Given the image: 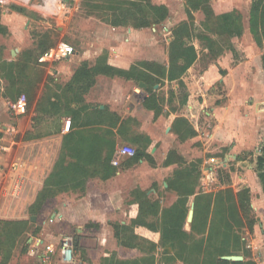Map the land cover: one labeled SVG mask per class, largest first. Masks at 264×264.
Wrapping results in <instances>:
<instances>
[{"label":"rangeland","instance_id":"1","mask_svg":"<svg viewBox=\"0 0 264 264\" xmlns=\"http://www.w3.org/2000/svg\"><path fill=\"white\" fill-rule=\"evenodd\" d=\"M135 1L141 3L140 0ZM208 1V6L210 7L211 4L213 9L211 10L212 14L209 13L208 9L207 14L203 10H197L192 5L193 3H190L188 0H167V16L159 20L160 26H154L151 23L150 26L145 28H134L132 21L125 23L114 17V14L125 11V4L117 12L115 8L112 9L113 4L109 8V5L103 2L91 4L87 3L88 0H78L75 5L71 4L73 8L69 12L64 14L57 11V14H52L51 18L48 19L39 18L24 7L11 4L8 8L23 15V20L18 30L14 31L13 20L6 19L2 22L0 18V25L2 26L0 29V123L4 126L2 129L0 126V134L6 136L5 140L1 142V148H3L2 146L9 147L11 140L19 142L22 139L23 143L20 145V148L26 150L24 160L29 161V158L34 156L33 160L36 168H33V172L30 173L33 179L44 178V175L51 169V162L58 159L61 142L59 140L55 141L51 136V132L55 129L53 126L55 124L52 125L51 120L34 121L32 123L30 118L33 116L34 111L37 110V107L45 105V100L49 99L51 91L65 82L63 71L60 72L58 70L67 69L69 64L72 67L74 66V68L80 64L79 61L81 59L76 57V55L68 60L55 62L52 67L37 64V56L47 47L54 46L59 42L69 44L76 51L83 48L92 56H95L97 53V57L93 56L86 60L89 66H93L97 58L101 56L106 57V48L110 43L116 45H123L125 43L124 40L128 29H144L145 31L142 32H146V36L150 37L154 42L156 41V44L159 45L155 50L157 61L165 63V68H167V48L170 38L171 40L173 38L172 32L175 29L177 31L179 26H182V23L186 22L190 24L189 41L194 44L198 51V60L195 62L194 68L203 71L210 64L218 60L223 62L226 57L225 55H228V58L233 61L231 63L233 66L243 63L245 56L248 55L249 66L241 70L243 76L246 74L248 76V87H254L258 81L255 67H257L260 54L264 53V39L262 45L259 46L252 38L250 32H248V13L252 0H210L209 3ZM57 3L58 0L54 3L52 1V7L54 6L55 8ZM88 4L101 7L94 10ZM0 9L2 8L0 7ZM232 9H237L240 12L244 28H246L245 33L240 37L233 38L236 39V42L233 44L237 50V52H233L234 59L236 60L234 61L230 52H226L217 59L212 60L213 56L209 54L206 47L205 37H216L215 32L218 31V26L216 25L215 16ZM188 12H191V17H189ZM146 14L152 17V13L149 10L146 11ZM117 21L125 24L115 26L116 32H112L101 25V23L111 25V23H118ZM134 62H137V60ZM134 65L132 66L133 71L130 75L134 79H125L120 76L114 77H118L124 81H132L133 85L137 87L135 79L139 77L137 72L142 65L140 66L137 63ZM155 82L156 80L151 81L153 84ZM158 85L152 102L155 109L157 108L158 111L162 112L165 107L166 113L170 111L172 115L185 114L189 121V127L192 128L193 126L197 128L198 135L201 134L202 137L206 136L208 130H210V126L214 123V118L212 117L211 119V117L200 111L196 117L191 116L189 111L187 113L181 111L177 104V98L174 95L177 85L175 83L168 84L162 80H159ZM234 90L232 98L231 92L229 93L225 86L218 83L215 84L213 90L208 94L209 98L206 96V99L212 100L211 105L204 110H209L212 106L220 108L230 106V108H233L237 120L242 116L245 117L247 114L249 118H255L258 106L256 96L248 93L246 96L239 98L242 89L237 86ZM139 91L140 89L136 90V92ZM171 91L175 93L170 94ZM21 95H25L26 97L27 109L24 114L18 116L12 109V104ZM200 99L202 101V98ZM39 101L43 103L37 105ZM197 111L195 110V112ZM141 118L142 121H136L134 118L131 119L127 123L126 133L134 138L133 141L138 144V147L148 148L155 160V166L151 167L147 164L136 171V178L140 181V188L149 195L151 202L157 203L156 213H148L145 215V218L148 221L154 220L160 222V213L163 209H168L174 205L186 206L187 202H189L190 206L192 202L195 203L197 200L199 216L202 222L206 223L205 227L202 228L205 230L209 229L212 226L211 221L215 216L214 208L217 207L210 198L211 194L227 188L236 190L237 186L233 187L231 174L241 172V167L247 170L248 166H255V151L260 150L262 152L264 150V142H259L253 151H242L235 154L231 153L229 149L234 146V143H228L226 147L217 148V144L214 142L208 143L207 147H204L203 142H207V139L181 142L180 138H182V135L185 136L189 133L187 127L180 121V119H183L181 117H175L172 120L170 117L168 123L166 122L167 119L164 122H159L157 119L153 120L144 114H142ZM170 120L173 122L171 123ZM169 123L171 124L166 129ZM255 131V125L239 121L234 124L230 120V114H227L225 122L221 127L220 137L221 139H225L229 137L230 133H238L244 136L245 139L243 140L245 142H251L255 138ZM27 133L32 134V137L36 140H27L25 137ZM178 133L182 135L179 137ZM146 134L151 137V140ZM37 135L40 136L36 137ZM121 144L131 145L137 151L138 147L131 142H122ZM12 147L16 146L12 145ZM169 151L174 153L169 155ZM176 152L184 157L185 163L178 160L177 156L179 155H176ZM167 153L170 156V160L178 161L172 167V170L174 168V171L181 172V175L177 174L176 176L180 177V179L175 187H165L163 184L164 180L169 182L172 178V176L167 177L168 175L165 173L167 171L163 167L164 157ZM234 156L239 157L240 161H235ZM7 163L13 168L17 167L15 156L7 154ZM91 187H94V183L91 184ZM41 188L40 190H42ZM112 189L115 190V187ZM137 189L133 186L128 188V192L126 193L121 192L113 195L118 201L122 200V204L121 209H119L121 210V216L111 222L112 224H118L120 220H126L127 223L130 222L131 209L135 207L137 208L135 217L139 215L138 206L140 205V201L139 199H135ZM22 190L23 183L17 176L0 181V264H43V256L49 255V262L51 263V259L55 262L56 255L54 252L57 250L60 240L65 236H70L73 240L75 257L79 260H89L92 264H102L103 258L105 256H107L106 258H110L111 255H114V258H140L138 263L132 264H186L183 261L181 262L179 258L186 256L185 250L175 245L173 248H170L169 243H162L158 233L155 235L149 231L147 236H144L150 243L155 245L153 251L149 243H146L144 240L140 241L138 245L139 250L120 247L119 251H117L115 248L119 246L116 245V241L113 239L112 234L109 233L108 228H101L95 232V230L91 229L93 223L88 220L70 223L68 220L59 219L51 223V214L53 213L51 201L48 202L43 214H39L35 222H31L29 217L21 220L22 222L15 220L13 218H16L17 215H20L24 211L23 202L20 200ZM92 190L93 192L97 191L95 187ZM191 191L194 194L188 195ZM97 192L103 194L100 191ZM77 197H79L78 194H63L57 196L56 201L71 198L73 203ZM147 211H153V208L148 207ZM249 216L250 218L253 217L251 213H249ZM79 224H83L85 227L82 237L86 238L91 245L92 255L93 258H96L95 260L87 256L85 250L75 246V240L80 237L76 230ZM244 228L238 230L239 236H241L240 234L246 236L247 227ZM183 230L190 233V225L186 221L183 224ZM227 240L226 246L228 250L232 251L231 255H239L242 253L241 251L247 249V240L241 239L238 243L229 238ZM164 248H168L169 253L174 259H163V263L161 254ZM51 250H53L52 255ZM107 260L105 264H116L111 259Z\"/></svg>","mask_w":264,"mask_h":264},{"label":"crops","instance_id":"2","mask_svg":"<svg viewBox=\"0 0 264 264\" xmlns=\"http://www.w3.org/2000/svg\"><path fill=\"white\" fill-rule=\"evenodd\" d=\"M52 1L53 3L56 2V0H0V7L2 8L0 13L1 21L4 22L6 19L13 20L14 31L18 30L23 20V15H21L17 11H11L8 8L11 4L22 6L27 11H30L37 15L39 18H51L52 14H57V11L61 12L60 9L57 8L58 3L55 6L56 9L54 8V6L52 7ZM59 1L61 0H58V2ZM76 1L78 0H75L73 2L74 5L76 4ZM103 1L104 0H96L93 2L90 1V3L97 4L102 3ZM126 1L130 2L135 0ZM209 2L210 0L208 1V3ZM149 3L152 5H163L164 7L168 8L167 0H144L141 3V7H143V9L147 11L149 10ZM89 6L88 8L90 9L91 6ZM91 8H93L94 10L97 9L94 7ZM209 8L213 10L211 4ZM197 10L201 11L202 9L197 8ZM147 18L150 21V24L152 23L154 26H160V21L157 20L153 14L152 17L147 14ZM101 25L106 29H110V31L112 32L117 31L116 27L113 25L111 26L102 23ZM245 29L246 28H244L243 24V33H245ZM142 31L145 30L128 29V31H126L127 36L125 37V43L123 45L110 43L106 48L107 64L118 69L128 70L132 65L138 62H154L162 66L164 73H166L169 66V56L166 57L167 68H165V63L158 62L155 55V50L159 47V45L156 44V41L154 42L150 37L146 36V32ZM233 38L231 39L232 44L236 42V39ZM233 47L237 52L234 45ZM168 50L169 45L167 48V55ZM226 52H230L233 56V59L235 58L234 53L231 50H224L223 53L218 57L222 56ZM263 54L264 53L260 54V59L257 61V67H255V74L256 77H258V81L254 85V87H248V76L247 74L243 76L241 70L243 68H248L249 66L250 62L248 60V55L245 56L243 63H238L233 66L231 65L233 61L228 58V55H225L226 57L224 58L223 62L218 60L217 62L210 64L206 69L201 71L194 68L195 62L198 60L197 51V58L195 62L181 78L185 83L191 98H202L198 111L195 112L193 110L194 112L189 111V113L191 114V116L196 117L199 111L201 113L203 112L205 115L211 117V119L213 117L214 123H212V125L210 126V130H208L207 135L203 137L201 134H197L198 130L193 126L192 128L195 131V134L191 137L183 139L184 135L178 133L179 137L182 135V138H180L181 142H185L187 140L196 141L198 139H207V142H203L204 147H207L208 143L214 142L217 144V148H223L226 147L228 143H234V146L229 149L231 153L235 154L242 151H253V149L259 144V142H264V68L262 64ZM75 55L76 57H79V59H81V61H79L80 64L86 61L88 58L94 56H92L83 48L78 51L75 50L72 56ZM72 56H70L69 58H71ZM95 56H98L97 53L95 54ZM69 58L65 60H68ZM211 59L213 60L215 58ZM135 60H137V62H134ZM235 60L236 59H234V61ZM53 64L54 63L39 65L52 67ZM79 65L74 68V66L72 67L69 64V66H67V69L58 70L60 72L63 71L65 75V82L61 86H57L55 90L51 91V98L49 97V99L45 100V105L43 107H37V110L34 111L33 116L30 118L32 123L34 121L39 122L41 120H51V124H55L53 125L55 129L51 132V136L53 137L52 139H55V141L59 140L61 142L60 155L58 159L51 162V169H49L48 173L44 175V178L42 177L41 179H33V176H31L30 173L33 172V168H36L33 160L34 156H30L31 158H29V161H25L24 157L26 156V150L20 148V145H22L23 143L22 139L19 142L11 140L9 147L2 146L4 148L3 149L0 146V181L5 180L6 178H12L13 176L15 178L17 176L18 179L23 183L22 197L20 198V200L23 202L24 211L20 213V215H17L16 218H13L15 220L21 221L29 217L31 222H35L39 214H43V211L46 208L48 202L51 201V210L53 211V213L51 214V223L59 219L68 220L70 223H75L81 220H88L93 223L91 229L95 230V232H97L101 228H108L109 233L112 234L113 239L116 241V245L119 246L116 247L115 250L119 251L120 247L139 250L140 248L138 247V243L142 240H138L137 244L126 246L124 245V243H122L121 239H119V236L116 235V231L118 230L120 233L126 236L135 235L139 238L141 237L143 239H147L144 236H147L149 230L139 226L127 228L125 230H122L121 228L119 229L120 226L128 227L131 224V219L135 218L136 215V207L131 209V215L129 217L130 222L127 223L126 220H120L118 224H112L111 222L117 220L121 216V210L119 209H121L122 204V200L118 201V199H116L113 195L121 192L126 193L128 192V188H131L133 186L135 189L138 188L143 191L140 188V181L136 178V171L137 169L145 167L144 165L147 164L151 167L155 166V160L152 157L154 160V164H150L145 159H141L137 162H132L131 157L121 158L117 166L112 165L111 160L115 157L117 146H119L122 142H131L138 147V144L133 141L134 138L130 137L128 133H126L128 126L127 123H129L131 119L134 118L136 119V121H142L141 116L142 114H144L145 116L147 115L153 120L157 119V121L159 122H164L167 119L166 122L168 123L170 117L171 120L175 117H181L186 119L188 123L189 121L186 118V115L182 113L179 115H172V113L168 111L167 114L165 107L162 111L163 114L160 111V113L155 116L154 107H152V101L150 102L151 107L147 108V105H145V101L152 93L154 94V92H156V88L159 86L158 84L153 86L151 92L149 90V87L145 83L144 84L147 86L146 89L138 87V83L141 81L137 82V87H135L132 81H124L118 77L113 78L111 76H106L103 74L95 76L93 85L88 89L87 92L82 94V98H80L79 101H72L70 102V104L66 103L68 102L70 94L66 91L64 86L69 81H71L73 74L79 67ZM236 76H238L237 79H235ZM161 80L163 82H167L168 84L175 83L168 82L166 74ZM217 83L225 86L227 91H229V93L231 92L232 98L233 92L235 91L234 89L237 86L242 89L239 98L246 96L248 93L254 94L256 96V100L258 101L256 117H250V119L249 115L247 114L245 117L242 116L237 120L235 112L233 108H230V106L224 108L212 106L209 110H204L207 109L209 105H211L212 101L206 99V96L209 98L208 94L213 90L214 85ZM138 89H140V91L136 92V90ZM40 102L43 103L42 101H39L37 105H39ZM177 104L181 111L185 113L188 112V109H183L182 107H180L178 100ZM97 110L103 112L97 113ZM227 114H230V120L234 124L239 121L255 125V138L251 142H245L243 140L245 138L242 134L230 133L229 137L221 139L220 131L225 122V117L227 116ZM16 115L20 116L19 114ZM67 119L70 120L71 127L68 132H64V122ZM171 120L170 122L172 123L173 121ZM171 123L167 124L166 129L169 128ZM182 124L185 125L184 123ZM0 126L1 129L4 127L1 125V123ZM185 126L188 127L187 125ZM38 136L40 135H37L36 137ZM146 136L151 140V137L148 134H146ZM5 137L6 136L0 134V145L1 142L5 140ZM25 137L27 138V140H36L32 137V134L27 133L25 134ZM12 145H15L16 147L13 148ZM137 149L148 152V154L151 155L148 148L146 149L138 147ZM7 154L15 156L17 167L13 168L9 163H7ZM262 154H264V150H262V152L260 150H256L255 166H248L247 170H244V168L241 167V172L231 174L233 187L237 186L236 190H233L234 192L239 190L241 187H247L249 189L250 208L255 222L252 226V230H249L247 228L246 236L240 234L241 239L247 240V249L241 251L242 253H240L239 256L242 257V260L250 259L254 261L255 264H264V192L257 175L256 168V160ZM176 155L179 154L176 152ZM167 156L168 153L164 157L163 167L167 171L165 172L166 175H168L167 177L172 176L169 181L171 182L174 177V168L172 170V167L177 164L178 161H174V163L168 164L165 162ZM179 157L183 160H181L180 162L185 163L184 157L182 155L177 156V158ZM234 159L235 161H240V158L237 156H234ZM57 167L60 168L64 173L66 172L65 176L67 175V177L65 178L63 173V180L61 183V186H64L65 190L57 191L56 193L51 194L50 191L53 190L54 186H52L53 183L51 185L50 182L46 191L48 197H46L45 199H40V194L46 184V181H48L49 177L57 169ZM77 171H81V173L77 174ZM77 178H80L81 181H78ZM169 182L164 180V186L168 187ZM92 183H94V187L96 188V190L102 192L103 194H100L97 191L93 192L92 189L94 187H91ZM114 187L115 190L112 189ZM40 188L42 190H40ZM105 188L111 190H106ZM69 193L78 194L79 197H77L75 202L72 203L71 198H66L63 201H56L57 196ZM49 194H51V196ZM146 196L149 199V195L146 194ZM39 199L42 200L41 204L39 203ZM162 211L160 213V218L162 215ZM32 217L35 218L34 221L31 220ZM96 224H98L99 227L96 226ZM188 224L190 225L191 223ZM76 230L80 237L75 240V246L85 250L87 256L92 257V260H95L96 258H93L92 255L93 252L91 245L86 238L82 237V235L84 234L83 230H85L84 225H77ZM157 233L160 235V230ZM157 233L153 234L157 235ZM165 249L166 248L163 249L161 254L162 262L164 256L171 255L169 252L164 253ZM106 257L107 256L103 258L102 264H105V262L108 261L107 259L115 261L116 264H119L118 262H127L126 264L138 263V260L140 259L114 258V255H111L110 258ZM87 261L92 264L89 260Z\"/></svg>","mask_w":264,"mask_h":264},{"label":"trees","instance_id":"3","mask_svg":"<svg viewBox=\"0 0 264 264\" xmlns=\"http://www.w3.org/2000/svg\"><path fill=\"white\" fill-rule=\"evenodd\" d=\"M90 1L93 2L96 0H88L87 3H90ZM140 1L142 3V1L144 0ZM188 1H190V3H193L192 5L195 8H201L205 12V14H207V9L209 10L210 14L213 13L211 9H209L207 0ZM103 3L108 4L109 8L113 4L112 9L115 8L117 12L121 9V6L125 4V11H120L119 13L114 14V17L121 20V22L126 23L128 21H132L134 23V28H145L150 25V21L147 18L146 11L145 9H143V7H141V3H137L136 1L127 2L126 0H104ZM90 6L94 8L101 7L98 5ZM148 7L149 11L155 16L157 20H162L167 16V9L163 5H152L149 3ZM188 15L189 17H191V12H188ZM215 19L216 25L218 26V31L215 32L216 37H205L207 44L206 47L209 51V54L212 55L213 58H217L223 53L224 50H231L235 53L236 51L233 47L231 39L233 37H240L243 33V21L240 12L237 10H232L216 15ZM117 22L118 23H111V25L120 26L125 24L119 21ZM189 26V23L184 22L182 23V26H179V29L177 31L175 29L172 32L173 38L169 44V66L167 72L164 73L163 67L157 63L138 62L137 64L142 66L137 72V75H139V77H137L135 80L136 82L141 81L145 83L151 91V88H153L154 85L158 84L159 80H161L166 74L168 82H175L177 84V92L174 94L171 91L170 94L175 95L180 107L194 112L195 110L199 109L201 99L198 98L195 100L191 98L185 83L181 79L197 58L196 48L189 41ZM1 28L2 26L0 25V29ZM248 29L256 44L261 46L264 39V0L251 1L248 13ZM262 64L264 68V54L262 55ZM132 66L128 70H122L112 67L107 64L105 56L97 58L93 66H89L86 61L82 62L74 72L71 81H69L64 86L66 91L70 94L68 102L66 103L70 104V102L72 101H79L80 98H82V94L87 92L88 89L93 85L96 75L103 74L111 77L120 76L125 79H134L133 77H130L133 71ZM152 80H156V82L153 84L151 83ZM152 94L145 101V105H147V108L151 107L150 102H153L154 100V94ZM152 107L154 106L152 105ZM96 112L102 113L103 111L97 110ZM154 113L156 116L160 113V111H158L157 108L155 109L154 107ZM180 121L188 126L187 129L189 133L183 136V139L191 137L195 134L193 128L189 127L186 119L183 118L180 119ZM171 153L174 152L169 151V155ZM141 159H145L150 164H154V160L152 156L148 154V152L137 149L134 156L131 157V160L132 162H137ZM178 160L181 161L182 158L179 157ZM165 162L168 164L174 163L173 160H170V156H167ZM256 168L257 175L264 192V154L257 158ZM63 173L64 172L57 167V169L49 177L48 181H46V184L40 194V199H45L46 197H48L46 191L50 182L51 185L53 183L52 186H54L53 190L50 191L51 194H54L57 191L65 190L64 186H61ZM76 173H81V171H77ZM65 174L66 172L64 173V177L66 178L67 175L65 176ZM177 174L181 175V172L174 171V177L171 182H169L170 187H175L176 183L179 181L180 177H176ZM77 179L78 181H81L80 178ZM51 194L49 195L51 196ZM192 194H194L192 191L188 193V195ZM211 196L210 198L214 202L215 206H217L214 208L215 216L211 221L212 226L206 230L202 228L205 227L206 223L202 222V219L199 216L198 201L196 200L194 203V216L190 224V233H187L183 230V224L186 219L189 202L186 203V206L174 205L168 209H164L162 211L160 222L154 220L148 221L145 218V215L148 213L155 214L157 203L151 202L147 198L145 192L137 189L135 199H139L140 201V205L138 206L139 215L131 219V224L128 227L120 226L119 229L121 228L122 230H125L127 228L139 226L144 227L153 233H157L160 230V241L162 243L172 242L175 246H180L182 250H185L186 256H182L179 258L181 259V261H183V263L186 264H255L254 261L250 259H245L242 261H227L221 259V256L232 254V251L228 250L226 246V242L228 241L227 238L232 239L236 241V243H238L241 240V236H239L238 234V230H240V228L247 227L249 230H252V226L255 220L253 217L250 218L249 216V213L252 214L249 201V189L247 187H241L239 190L234 192L232 189L227 188L225 190H220L214 194H211ZM40 199L39 203L41 204L42 200ZM148 207L153 208V211H147ZM116 235L119 236V239H121L122 243H124V245L126 246L137 244L138 240H144L146 243H149L152 251L155 249V245L150 243V241L147 239H143L141 237L139 238L135 235L126 236L120 233L118 230L116 231ZM219 236L222 238V243ZM167 258L171 260L174 259V257H172L171 255L164 256L165 260H167ZM118 263L126 264L127 262Z\"/></svg>","mask_w":264,"mask_h":264},{"label":"built area","instance_id":"4","mask_svg":"<svg viewBox=\"0 0 264 264\" xmlns=\"http://www.w3.org/2000/svg\"><path fill=\"white\" fill-rule=\"evenodd\" d=\"M75 0L64 1L61 0L58 2V8L64 14L69 12L73 7L71 4H74ZM75 52V49L67 43L59 42L54 46H50L37 56L38 64H52L57 61L65 60L72 56ZM12 109L16 114H24L27 109V100L25 95H21L15 103L12 104ZM71 127V122L67 119L64 122V132H68ZM135 154V149L133 146L128 144H121L117 146L115 151V157L111 160L112 165L117 166L121 158L133 157ZM53 250H51V255ZM56 255V261L53 262L50 260L49 256H43V264H90L87 260H79L74 255V243L70 236H65L60 240L57 250L54 252Z\"/></svg>","mask_w":264,"mask_h":264},{"label":"water","instance_id":"5","mask_svg":"<svg viewBox=\"0 0 264 264\" xmlns=\"http://www.w3.org/2000/svg\"><path fill=\"white\" fill-rule=\"evenodd\" d=\"M138 87L144 88V89L147 88V86L143 82H139ZM193 215H194V203H191L188 214H187V219H186L187 223L192 222ZM31 220L34 221L35 218L32 217ZM169 246H170V248H173V243H170ZM168 252H169V250H168V248H166L164 250V253H168ZM221 259L227 260V261H240V260H242V257L239 255H224V256H221Z\"/></svg>","mask_w":264,"mask_h":264}]
</instances>
